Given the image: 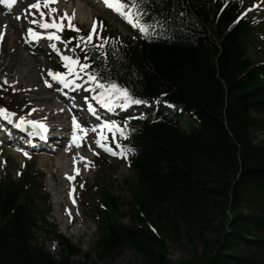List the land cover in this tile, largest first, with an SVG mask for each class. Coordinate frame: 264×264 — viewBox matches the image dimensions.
I'll list each match as a JSON object with an SVG mask.
<instances>
[{
    "label": "trees",
    "instance_id": "trees-1",
    "mask_svg": "<svg viewBox=\"0 0 264 264\" xmlns=\"http://www.w3.org/2000/svg\"><path fill=\"white\" fill-rule=\"evenodd\" d=\"M136 3L141 23L156 29L134 39L110 36L79 58L99 80L134 99L177 104L192 121L187 128L166 119L128 123L130 223L116 220L120 206L102 185L92 264L123 247L142 264H169V240L181 238L191 261L176 264H264V66L247 47L256 25L234 21L239 0ZM256 133L263 138L254 142ZM42 176L32 168L0 180V264H88L49 221V204L41 206L48 200Z\"/></svg>",
    "mask_w": 264,
    "mask_h": 264
},
{
    "label": "rangeland",
    "instance_id": "rangeland-1",
    "mask_svg": "<svg viewBox=\"0 0 264 264\" xmlns=\"http://www.w3.org/2000/svg\"><path fill=\"white\" fill-rule=\"evenodd\" d=\"M258 4L259 0H255V4L250 10L254 8L264 13V0L259 6ZM50 7L56 9V11L52 13L53 17H59L65 13L71 16L74 13L75 15L71 23L74 24V21L78 20L84 23L83 27L85 30L89 27L88 24L90 21H94L95 18L100 17L98 11L83 0H60L58 4L55 6L50 5ZM43 11L47 13L48 9L44 8ZM103 17L100 18L103 19ZM62 23L64 26L68 27L67 20L62 21ZM105 25H107L108 31L111 33L118 32L121 34H128L131 31L113 19H106ZM9 32L11 33V30ZM258 39V41L255 39L256 44H248V52L252 59L258 63L264 64V44L261 46L260 44L262 41L260 38ZM15 41L17 44L19 43V40ZM15 41L13 42L11 38H9V40L6 39L5 42H8L6 47L13 49L11 45L15 43ZM1 47L0 58L2 56ZM259 47L263 48L259 49ZM19 49L18 54L14 58V68H16V72L19 73L23 70V73L27 74V60L35 59L36 61L32 63V66L36 79L33 81V84H31L32 87H28L26 81L29 82L30 80H27L25 76L20 79L22 83L20 85L22 86L20 88H14L9 81V77H5V80L1 81L8 73L0 71V84H3L2 82L8 83L16 92L13 94L6 93L7 95L3 98V101L10 108H14L18 112L33 106L36 113L35 116L47 118L52 123H66L67 118L64 117L63 114L58 115L52 111L55 101H45L44 98L48 96L45 94L47 92L38 90L41 83L38 82L37 76L38 72L40 73L39 69L45 66L40 63L44 57L41 55L32 57L27 55L23 49ZM23 57L27 60H23ZM45 58L46 61L44 60L43 62H49V67L54 68V66H52L54 63L53 60H48L47 57ZM181 120H183V118ZM255 137L254 142H257L263 138V135L261 133H256ZM87 144L90 145V150L84 148V153L90 157L89 164L86 165L83 163L82 177L78 176L76 181L72 182L75 187L78 201V205L76 206L71 205L70 199L67 200V193H70L71 183H67L66 177L64 176L73 173L69 170L71 167L69 161L71 157L70 153L43 152L42 156L37 157L31 155L25 158L21 151H18L17 154L14 153V149H11L12 147H3L0 153V180L3 179L4 176H10L12 180L16 181L18 173L21 171L31 172L32 165L30 164H33V167H36L38 171L43 174L42 185L48 195V200L47 202L40 201V204L44 209L47 208L48 204L50 205L49 221L53 223L56 230L68 239L73 246L75 245L81 250L82 254L79 256L80 261L92 264L94 262V243L99 234L98 213L101 209L100 195L97 189L101 185H105L115 196L120 210L119 214L114 217L119 223L128 225L130 223L129 212L132 208L130 187L134 180V174L125 166L123 160H121L118 155L115 156L112 154L113 152L98 150L97 147L99 145H97L96 141L91 144L87 140ZM98 157L104 158L102 163L101 161L98 162ZM65 159L67 161L66 165L58 168L59 162L62 164ZM26 164L27 166L25 167ZM97 164L99 165L96 166ZM95 186H97V189ZM82 190L86 191L84 198L82 197ZM183 241V238L178 242L169 240L170 244H168V248L166 249V260L169 264H176L177 260L191 261V247ZM48 247L56 254V245L53 240L48 239ZM197 248L199 249L198 246ZM75 259H77V257H75ZM98 264H142V262L140 261V255L136 253L134 249L123 247L111 257L99 261Z\"/></svg>",
    "mask_w": 264,
    "mask_h": 264
},
{
    "label": "snow or ice",
    "instance_id": "snow-or-ice-1",
    "mask_svg": "<svg viewBox=\"0 0 264 264\" xmlns=\"http://www.w3.org/2000/svg\"><path fill=\"white\" fill-rule=\"evenodd\" d=\"M0 2H5L10 7L13 3L16 2V0H0ZM55 0H36L35 3L31 4L29 7L32 9H36L39 13L38 19L31 20L32 24L37 25L41 29H55V32H47V39L49 40H59L60 37L56 34L58 31L62 30L63 23L62 21L67 20L68 21V27L74 28V25L71 23L72 19L74 18L73 15L69 16L67 13H65L62 16L59 17H53L52 13L56 11V9L50 7V3H54ZM104 3L109 8L116 11L118 14H120L124 19H126L133 27H138L139 31L141 33H145L147 31V26L144 24H141L139 22V17L141 15L140 6L138 3H136V0H129L128 3L123 2V0H104ZM47 8L48 12L45 13L42 9ZM135 10V11H133ZM49 16L50 19L45 20V16ZM19 18V17H18ZM97 27V22H93L92 30L89 31V33L84 36L80 37L79 39L84 42L85 44H88L92 41V34L95 31V28ZM76 31H79L76 29ZM28 33L32 36V38H38L41 35H45V33H40L35 31L32 28L28 29ZM55 47V45H53ZM100 47H103L101 45ZM61 59L65 62L64 67L67 69V72L65 73H52L49 72L50 75H52L53 79L59 80L62 83L71 84L73 83V79L75 77H78L79 72L83 71L84 69L89 68V65L87 63H81L80 58H73L71 56H62ZM85 61H87L88 57L84 56L83 58ZM87 75V78L90 82L96 85L97 88H99L101 91L94 97V99L97 100L98 103H100L104 108H111L112 101L116 99H123L125 106L129 103L139 104L142 101L139 99H134L130 94L127 88L121 87L118 84L114 82H101L97 74L88 72L85 73ZM65 77H70L69 79H65ZM0 113H6L4 115V118L7 119L9 115H14L11 113H7L6 109H0ZM27 123L35 128H39L42 132H46L47 128L43 123H40L35 120H28L25 121L24 117H20L19 122L15 125L17 128H20L22 124ZM101 132L98 134V138L96 140L97 145L104 148L105 151L111 152L112 150L101 141L107 139V137L104 134V129L111 132L113 135V139H115V134L119 132L122 136L124 135V129L118 125H116L114 122L112 123H105L100 126ZM80 125L73 119V141H76L78 137L75 134V130L79 129ZM82 131V129H81ZM38 133L33 131L31 135H37ZM119 147V145H118ZM116 154V153H112ZM27 155V153H25ZM83 159V158H82ZM78 171V170H77ZM71 179V177H69Z\"/></svg>",
    "mask_w": 264,
    "mask_h": 264
},
{
    "label": "bare ground",
    "instance_id": "bare-ground-1",
    "mask_svg": "<svg viewBox=\"0 0 264 264\" xmlns=\"http://www.w3.org/2000/svg\"><path fill=\"white\" fill-rule=\"evenodd\" d=\"M81 12V11H80ZM29 20V18L27 19ZM22 22H24V19L22 18ZM22 22H18V21H12L11 19L9 18H6V17H3V16H0V26H3L5 24L9 25L8 28H4V27H0V32H4V35L3 37H5L6 35V38L7 40H9V38L13 39V42L16 40L14 35L16 34V29L18 28H22L24 29V23ZM9 30H13V32H9ZM9 33H8V32ZM11 35V36H10ZM8 44V42H5L4 43V46H3V49H2V56L0 58V71H4V72H10V77L13 78V81L15 83L16 86H20V84H22L20 82V79L21 78H24L26 76V79L27 80H30L29 82L26 81V85L27 86H31V84H33V81H35V76H34V68L32 66V63H34L36 60L34 59H26V58H22L23 60H27V70H28V73L24 74L23 73V70H21L22 72H16V68H14V58L15 56L18 54V49L20 48V45L16 43H13L11 46L13 47V49L11 48H8L6 47ZM19 47V48H18ZM20 50V49H19ZM20 53V52H19ZM13 66V68H12ZM16 79V81L14 80ZM38 79V77H37ZM52 99H47V101H51ZM66 159L65 161L62 162V164H60L59 162V167H64L66 165ZM69 170H72V168L70 167Z\"/></svg>",
    "mask_w": 264,
    "mask_h": 264
}]
</instances>
